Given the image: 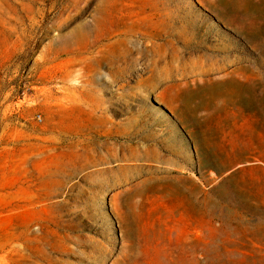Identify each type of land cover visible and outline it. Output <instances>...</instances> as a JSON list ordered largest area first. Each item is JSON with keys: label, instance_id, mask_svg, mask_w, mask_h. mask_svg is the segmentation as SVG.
Segmentation results:
<instances>
[{"label": "rangeland", "instance_id": "obj_1", "mask_svg": "<svg viewBox=\"0 0 264 264\" xmlns=\"http://www.w3.org/2000/svg\"><path fill=\"white\" fill-rule=\"evenodd\" d=\"M107 1L117 0L98 5L103 9ZM124 4L129 16L171 18L169 52L180 47L179 34L194 45L185 50L184 69L235 63L239 84L211 78L153 91L158 82L147 71L130 75L120 89L110 85L115 55L104 54L90 85L69 88L62 65L80 68L86 47L96 41L79 36L91 20V0H0V221L21 245L13 264H96L92 259L100 255L107 264H264V0ZM145 34L155 35L154 27ZM145 43L132 38L122 48ZM157 98L166 99L175 116ZM137 123L148 140L139 160L133 159L135 144L120 141L125 160L111 164L121 186L90 198L91 186L64 167H50L107 157L95 145L71 153L58 139ZM45 137L55 140L37 157L35 170L31 155ZM147 159L186 166L191 180L184 199L164 179L132 174ZM119 164L128 177H119ZM52 221L61 231L44 234L49 248L28 251L30 230ZM151 222L160 229L152 235Z\"/></svg>", "mask_w": 264, "mask_h": 264}, {"label": "bare ground", "instance_id": "obj_2", "mask_svg": "<svg viewBox=\"0 0 264 264\" xmlns=\"http://www.w3.org/2000/svg\"><path fill=\"white\" fill-rule=\"evenodd\" d=\"M121 2L118 4L117 2ZM101 3V2H99ZM105 3L103 9L98 5V0H91L93 4V13L91 14V20L83 27L80 33V38L86 39L93 36L95 43L89 44L86 47V54L83 55L80 61V68L75 69L74 66L66 64L62 65L61 72L65 84L69 88L82 91L86 85H90L94 80V77L98 74L99 67L101 66L104 54L115 55L114 60H111L110 64L114 66V74H112L111 86L116 85L120 89L127 87L129 76L132 74L138 75V72H149L151 77L157 80V84L152 87V90L157 87H168L171 83H181L187 85L189 83L209 80L216 78V80H223L225 84L237 85L241 78L236 71L240 68L237 64L230 62L225 63L224 66L216 67H200L197 71L186 70L183 68L185 64L184 55L185 50L191 49L194 45L190 44L191 41L186 39L185 35L177 37V42L180 44L179 48H175L173 53H170L166 48L170 44V40L167 39L169 35H172L174 30L170 17H164V20L154 21L157 15L139 17L138 15L129 16L126 13L128 4H124V0H117L114 2ZM126 7V8H125ZM83 15L82 13L79 16ZM154 27L155 35H146L145 27ZM81 31V30H80ZM132 38L145 39V45H134L129 50L122 48L129 43ZM154 40L163 41V44L156 43ZM96 43H100L97 45ZM200 43V41H199ZM96 44V45H95ZM94 48L93 51H89V48ZM166 48V49H165ZM63 55H66L65 51H62ZM181 54V57L179 55ZM190 55L193 53H189ZM93 58L96 64H93ZM90 61V63L88 62ZM182 61V62H181ZM180 64V65H179ZM76 73L77 78H72V74ZM81 80V81H80ZM83 82V83H82ZM108 91V90H107ZM159 104L164 105L168 111L175 116L174 108L167 102L166 99L157 98ZM126 109V108H125ZM127 110V109H126ZM123 112V110H119ZM142 128L134 125L131 128H125L122 130L109 129L103 133L99 131L90 130L86 134L80 132L73 138H60L57 140V145L61 148H68L67 151L75 153L84 146H94L95 152L99 153L101 149H106L107 157H104L102 161H97V158L90 162H81L68 159L63 163H55L53 167L56 171L64 169L69 171V177L79 178L93 189L87 192L90 198H97L102 192L106 191L112 184L116 187L121 186L122 179L115 180L114 168L111 167L113 161L124 162L126 155L124 154V145L119 143L120 141L132 142L135 144V152L133 159L139 160L140 152L142 151V144L148 140L141 136ZM35 139V138H33ZM102 139L103 141H98ZM36 140V139H35ZM41 141L38 144L37 151L31 155L32 168L36 170L34 165L35 160L42 153H48L51 148V144L55 138L45 137L36 140ZM44 143V144H42ZM32 146H36L35 143ZM54 149V147H53ZM178 156L177 154H173ZM183 163L188 166L187 156L182 154L179 156ZM148 164H142L141 168L135 173L136 177H144L149 179L165 180L170 186L177 188L178 194L184 199L187 191V182L191 180L186 166L177 165L175 163H167L162 160L147 159ZM52 165V164H50ZM119 177H128L129 171H123L122 165L118 166ZM127 188L128 185H123ZM143 188L138 189V191ZM59 221H52L49 224L39 223L36 224V228L31 229L26 240L28 241V251L38 250L40 246L49 248V243H46L43 239L44 234L47 232L60 233L61 230L57 229L54 224ZM5 221H0V264H13L16 258L20 257L21 248L19 240L12 232H6ZM86 229H92L91 226H87ZM167 229V228H166ZM149 231L151 235L160 231L156 227L154 222L149 224ZM167 250V249H166ZM31 252V251H30ZM36 253V252H35ZM113 254V252H109ZM106 255H100V257L93 258L92 263L107 264Z\"/></svg>", "mask_w": 264, "mask_h": 264}]
</instances>
